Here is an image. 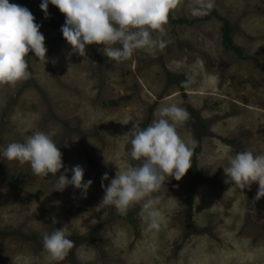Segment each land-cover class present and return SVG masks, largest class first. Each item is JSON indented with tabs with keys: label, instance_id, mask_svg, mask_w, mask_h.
I'll use <instances>...</instances> for the list:
<instances>
[{
	"label": "rangeland",
	"instance_id": "374dc122",
	"mask_svg": "<svg viewBox=\"0 0 264 264\" xmlns=\"http://www.w3.org/2000/svg\"><path fill=\"white\" fill-rule=\"evenodd\" d=\"M9 2L44 15L42 0ZM197 7L199 0H177L173 19L195 24L166 22L164 49L137 50L120 63L108 60L102 45L88 46L84 57L70 54L62 32L41 25L46 61L30 52L31 78L0 85V145L55 130L64 166L81 165L84 180L93 184L86 197L73 186L54 191L53 174L37 176L27 163L0 159V264H264L259 185L241 190L226 184L223 173L237 151L264 153V0H215L203 16L193 15ZM48 15L65 22L51 4ZM225 26L232 28L242 57L224 49ZM162 103L189 112L178 131L200 139L192 166L205 181L195 191L188 223L192 167L180 181L169 178L158 193L164 226L146 233L148 217L139 204L127 215L100 205L101 177L108 173L107 186L124 166L130 145L119 137L137 122V110L146 127ZM54 228H65L75 244L59 262L42 249V233Z\"/></svg>",
	"mask_w": 264,
	"mask_h": 264
},
{
	"label": "clouds",
	"instance_id": "9594fccd",
	"mask_svg": "<svg viewBox=\"0 0 264 264\" xmlns=\"http://www.w3.org/2000/svg\"><path fill=\"white\" fill-rule=\"evenodd\" d=\"M49 4L65 16L61 32L71 46L70 54L84 57L88 46L102 45L99 49L102 54L120 63L132 58L137 50L166 47L162 38L164 25L177 0H42L40 9L45 18ZM214 5L215 0H199V7L192 10L193 15H207ZM40 28L27 7L0 0V85L31 78L27 59L30 52L46 61L47 48ZM135 117L137 122L130 131L119 137L130 145L124 166L107 186L104 182L109 181L108 173L101 177L104 194L100 205L111 206L117 214L127 215L130 207L139 204L140 214L146 213L148 217L144 231L153 233L164 226L159 208L162 196L158 193L169 178L180 181L192 167L197 141L187 131L183 136L178 131V126L188 121L190 114L176 103H162L146 127L139 124L143 119L140 110ZM55 135V130H37L22 142L0 145V159L20 165L27 163L37 176L53 174L54 191L63 192L73 186L80 190L81 197H86L93 180H84L85 170L79 164L71 169L64 166ZM223 150L229 152L230 148L224 145ZM62 168L64 172L55 176ZM223 173L226 184H234L241 190L258 183L255 200L264 198V153L237 151L229 157ZM74 247L65 228L42 233V249L51 261L63 260Z\"/></svg>",
	"mask_w": 264,
	"mask_h": 264
},
{
	"label": "trees",
	"instance_id": "16d2710c",
	"mask_svg": "<svg viewBox=\"0 0 264 264\" xmlns=\"http://www.w3.org/2000/svg\"><path fill=\"white\" fill-rule=\"evenodd\" d=\"M32 14L35 17V22L40 24V25H44L50 29L53 30H58L61 31V27L62 25H64L65 22H61L58 21L57 19L51 17L50 15L47 16V18H45V14L43 16H40V14L38 12H35L33 9H29ZM38 17H40V19H38ZM210 16L205 17L202 20H208ZM168 23L174 24V25H189V24H195L196 21L193 22H189L188 20H175L173 19L172 14L169 12L168 14V19H167ZM223 47L227 52H232L237 54L239 57H242V48L235 45L233 38H232V28L229 26H225L223 28ZM170 79H172L170 77ZM180 86V90L184 89L183 83L179 85ZM152 111V110H151ZM203 125V124H202ZM200 139L196 140L197 144L194 148V153L195 156H197L200 152ZM228 144H232L231 142H229ZM94 162L92 161V164ZM190 180H189V189H188V197L186 200V209H185V216L187 219L188 223H192L193 222V214H194V194L195 191L197 190L198 186L202 183V181H205V177H203L200 173V171L198 170L197 166H192V168L190 169Z\"/></svg>",
	"mask_w": 264,
	"mask_h": 264
}]
</instances>
